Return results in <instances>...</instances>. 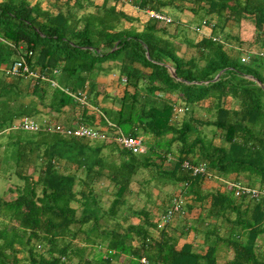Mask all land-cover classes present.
Listing matches in <instances>:
<instances>
[{
  "label": "trees",
  "instance_id": "obj_1",
  "mask_svg": "<svg viewBox=\"0 0 264 264\" xmlns=\"http://www.w3.org/2000/svg\"><path fill=\"white\" fill-rule=\"evenodd\" d=\"M49 1L57 8L72 2ZM108 1L78 20L68 10L54 14L29 0H0V68H9L24 56L31 69L53 80V71L58 69V81L82 93L95 71L105 63L113 64L119 77L125 79L118 110L98 108L100 114L84 108L79 123L135 137L141 130L156 140L165 139L164 144L152 146L144 154L121 149V162L115 165L107 163L100 151L117 147V142L93 140L91 145L87 139L62 137L48 142L47 135L40 132L11 130L6 148H11L15 168H7L5 177L10 180L14 175L19 182L6 189L12 197H0V219L6 220L0 222V264H109L110 259L123 254L134 258L132 264H139L141 257L159 264H217L221 249L233 253L225 264H264V253L257 248L258 238L264 234V195L248 203L222 192L214 194L211 212L224 216L229 227L221 236L210 233L215 239L200 253L190 244L177 249L176 242L164 233L152 236L147 230L152 225L147 215L141 224L122 228L116 222L114 227L99 231L100 220L116 216L132 176L140 169L149 170L151 179L160 184H179L185 190L190 187L187 193L197 196L200 177L183 170L181 163L203 162L209 172L224 178L245 176L248 183L257 182L264 192V71L260 72L264 59L256 56L242 62L239 50L224 48L218 39L227 20L237 22L245 17L253 18L255 29L261 32L264 0H127L142 12L164 15L170 8L216 17L211 36L188 42L192 49L189 57L178 56L166 38L171 22L165 24L144 14L146 21L140 32L119 28L131 18ZM0 73V95H7L18 78ZM32 82L33 91L44 94L50 86L40 80ZM80 82L82 88L77 90ZM52 89L56 108L76 103L60 88ZM228 98L233 105H228ZM177 99L184 109L176 108ZM209 99L212 102L207 111L212 115L199 118L192 108ZM91 102L96 105L95 99ZM180 112L183 116L178 120ZM7 119L0 121V131L12 125L5 122ZM209 127L211 137L205 131ZM214 131L220 132L219 144L214 142ZM168 155L174 159L169 169H163ZM3 160L0 157V169ZM101 176L115 184V197L108 208H101L92 184ZM229 213L235 217L229 219ZM132 232L138 238L136 247L131 244ZM80 233L84 238L79 242ZM95 246L103 249L104 259L87 257L88 249Z\"/></svg>",
  "mask_w": 264,
  "mask_h": 264
},
{
  "label": "crops",
  "instance_id": "obj_2",
  "mask_svg": "<svg viewBox=\"0 0 264 264\" xmlns=\"http://www.w3.org/2000/svg\"><path fill=\"white\" fill-rule=\"evenodd\" d=\"M89 1L92 5H89V2H86L85 0H72L69 5L65 6V4L62 3L57 8L56 6L51 7L49 0H29L32 5L37 4L43 11L53 12L54 14L58 10L65 12L66 10L71 11L78 20L85 14L96 12V7H100L105 3V0ZM107 4L110 6L115 5L117 9L122 10L127 16L131 18L130 22H122L119 28L135 30L137 32H140L143 29V23L146 21L144 14L149 16L147 13L149 10L142 12L134 4L128 2L127 0H109ZM170 10H164V15L171 19L172 24L169 25V32L166 35V38L172 41L178 56L189 57L192 53V49L188 47V42H196L202 36H211L210 27L211 25L217 23L218 20L213 16L201 17L200 13L197 15L200 16V23H198L196 22V19L199 18L188 11L178 12L176 10L175 15H173L171 14L172 11ZM205 21L206 23L204 24ZM163 23L170 24V22ZM78 26H81V24L79 23ZM223 26V34L219 35L218 39L224 44V48H233L239 50L242 54L241 56H258L264 59V29H262L261 32H258L255 29L253 18L245 17L237 22L227 20ZM5 70L6 69L3 67L0 68V72L5 73ZM58 74V69H55L53 71V75H56L55 78L57 80H52L56 83V85L59 88H70L69 85L61 84L58 81ZM92 76V80L85 82L83 87L84 91L81 93L86 99V105H82L76 100L74 105H66L60 109L56 108V103L53 102L52 86L47 87V92L44 94L42 92L33 91V80L18 78L16 84L12 88V92L7 93V95H0V121L3 120V118H10L5 122L8 123L10 121L12 122L11 124H13L17 123L20 118L27 115L30 116V118L35 119L40 124L47 123L73 126L79 123L81 112L84 108H87L88 111L92 113L94 111H98L100 114L101 108L118 110V99L121 97L124 78H120L114 65L108 63L103 64L101 68L92 74ZM7 80L10 81V79ZM81 84H83V82L76 84L75 87L77 90H81ZM88 92L90 94H88ZM93 99H95L96 105H98V107L91 102ZM171 99L175 100V95L172 96ZM211 102L212 99H209L208 101L205 100L200 104V106L196 107V116L199 118L211 116L212 112L207 111V108ZM229 104L233 105V100L231 98H228V105ZM176 108L184 109L183 103L180 102V99H177ZM182 112L178 113L179 117L176 115V119H181L183 116ZM11 130L15 129H4L0 131V136H5V141L1 140L2 142H0V148H2L0 151L6 149L8 141L7 134ZM206 130L208 132V137H211L209 134L213 130L210 128H207ZM139 131V135L136 137H141L143 139V144L146 147V151H150V147L152 146H163L165 139L161 138L156 140L151 135H149L151 136L149 137L148 134H144L141 130ZM102 132H106L107 138L104 140L97 139L95 141L105 142L106 144L112 143L114 141L113 137L115 136V133H109L106 130ZM214 132L216 133L214 142L216 139L219 141L218 135L220 132ZM40 133L47 135L48 142H52L54 139L61 137L66 138L53 132L41 131ZM168 137L169 136H167V138ZM88 141H90L91 145H94L95 143L93 140ZM146 142H149V144ZM116 146L117 147L115 148L106 147L100 151V155L107 163L115 165L120 164L121 157L119 156V152L123 148L119 144ZM171 150L173 152L176 151V144L172 145ZM173 159V155H168V159L163 162L162 168L169 169L171 166L170 161ZM79 172L78 175L82 179L84 176ZM245 178L246 177L242 175L238 178L234 174L224 178L211 171L209 176L200 177L196 188V191L199 195L195 196L194 194L187 193L190 187H187L188 190H185V188L179 184H160L158 181L151 179L149 170L140 169L136 175L132 176L128 190L122 196L123 205L118 208L116 216L108 220H100L99 231H102L105 227H114L116 222L119 223L122 228H127L129 225L141 224L145 215H147V218L152 223L151 226H148L147 230L152 236L158 237L164 233L167 236H170L176 242L177 249H180L183 244H190L194 252H203L209 244L213 243L215 239V233L216 235L221 236L229 227L224 216L217 217L215 216L214 211L213 213L211 212L212 196L217 192H222L229 194L232 196V198L236 199L233 192L226 189V184L229 182L258 188L257 182L254 181L252 183H248ZM148 180H151L150 183H147ZM92 184L94 187V193L96 194V199L99 201L101 208H108L115 197L114 195L116 189L114 182H112L106 176H101L99 178L93 179ZM179 196L185 200L186 205L184 213L182 215L174 216L170 223L162 231L156 230V225L160 215L165 211L166 208H168L171 200L174 197ZM239 198H243V200L248 203L249 201L253 200L247 197ZM80 211L81 208H79L78 214ZM226 215L229 219H233L235 217L233 213ZM121 230L119 231L121 232ZM210 233H214V235L212 236ZM83 238V233H80L78 235L79 242ZM137 239L138 238L135 233L132 232V246L136 247L139 245ZM79 242L77 241L75 243L80 244ZM257 248L264 253V234L259 236ZM103 252V249H99L95 246V248L92 250L88 249L86 254L87 257L92 260H95V258L98 256L101 259H104L105 256ZM232 257L233 253L231 251L221 249L217 251L216 262L217 264H225L229 262ZM132 260H134L133 257L123 254L117 258L110 259L109 264H132Z\"/></svg>",
  "mask_w": 264,
  "mask_h": 264
},
{
  "label": "built area",
  "instance_id": "obj_3",
  "mask_svg": "<svg viewBox=\"0 0 264 264\" xmlns=\"http://www.w3.org/2000/svg\"><path fill=\"white\" fill-rule=\"evenodd\" d=\"M123 1V0H116ZM150 17H154L163 22L169 23L171 19L163 14L156 13L154 11L147 12ZM198 31V29H197ZM217 38H213L216 40ZM31 54V53H29ZM248 56H243L241 61L244 62L248 60ZM56 72V71H55ZM5 73L13 78H25L31 80H40L48 82L50 86L59 88L56 83L49 78L48 76L42 74L37 70L30 68V65L27 63V60L24 56L19 57L14 60L9 68L5 70ZM125 81V79H123ZM64 93L70 95L72 98L79 101L82 105H86V99L79 92L71 91L67 88H60ZM8 129H22L29 132H53L60 134L66 138H75V139H87V140H104L107 138L106 132H102L91 127H88L82 123H77L73 126H63L58 124H47L39 123L35 119L30 118V116H24L19 119L17 123H13ZM113 137V140L117 142L123 149L131 151L135 154H144L146 152V147L143 144V139L141 137L127 136L124 135L121 131H117ZM181 168L188 171L193 177H205L209 176L210 172L205 163L194 164L189 160H184L181 163ZM226 189L232 191L236 198L247 197L253 200H258L261 195H264V192L258 188L244 186L238 183L229 182L226 184ZM185 200L182 197H174L171 200L170 205L165 211L160 215L159 220L156 225V230L164 229L172 220L174 216L182 215L184 213ZM139 264H159L153 263L141 257L139 259Z\"/></svg>",
  "mask_w": 264,
  "mask_h": 264
},
{
  "label": "rangeland",
  "instance_id": "obj_4",
  "mask_svg": "<svg viewBox=\"0 0 264 264\" xmlns=\"http://www.w3.org/2000/svg\"><path fill=\"white\" fill-rule=\"evenodd\" d=\"M168 10H170V8H168ZM170 11H172V13L171 14H173V15H175V13H176V10H170ZM197 18H199V19H196V22H198V23H200V16H197ZM264 69V67L263 68H260V72H262V71H264L263 70ZM2 78V76H1V73H0V79ZM6 105V104H5ZM6 108H7V106H6ZM193 109V112H195L196 113V110H195V108L193 107L192 108ZM210 129H211V127H209ZM205 131L207 132V130L205 129ZM203 132V131H202ZM149 136V135H148ZM149 137H151V136H149ZM4 138H5V136H0V142H2V141H5L4 140ZM2 140V141H1ZM162 141V140H161ZM216 143H219V141L216 139V141H215ZM147 144H149V142H146ZM0 149H2V148H0ZM11 149V148H10ZM9 148H6L5 150H3V151H0V157L2 158V159H4L3 160V165H2V167H1V169H0V197L2 198V197H4L5 199H9L10 197H12L13 196V194L12 193H7L6 192V189H7V187L8 186H10V184H12V183H17V182H19V180H18V178L17 177H15L14 175L11 177V179L10 180H7V178L5 177V176H7V174L9 173V170L8 169H13V168H15V162H13V160L11 159V154H10V150ZM8 168V169H7ZM31 171V170H30ZM0 222H2V223H6V220H2V219H0ZM1 224V223H0Z\"/></svg>",
  "mask_w": 264,
  "mask_h": 264
},
{
  "label": "water",
  "instance_id": "obj_5",
  "mask_svg": "<svg viewBox=\"0 0 264 264\" xmlns=\"http://www.w3.org/2000/svg\"><path fill=\"white\" fill-rule=\"evenodd\" d=\"M169 70L171 71L172 75H174L173 70L172 69H169ZM219 74L215 77V79H217L219 77Z\"/></svg>",
  "mask_w": 264,
  "mask_h": 264
}]
</instances>
